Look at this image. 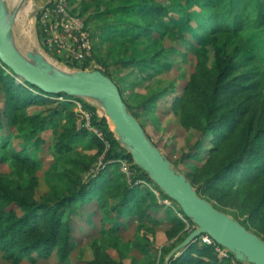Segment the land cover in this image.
Returning a JSON list of instances; mask_svg holds the SVG:
<instances>
[{
    "label": "trees",
    "instance_id": "trees-1",
    "mask_svg": "<svg viewBox=\"0 0 264 264\" xmlns=\"http://www.w3.org/2000/svg\"><path fill=\"white\" fill-rule=\"evenodd\" d=\"M101 1H106V9L93 16L112 14L99 26L107 32V41L118 42L108 49L111 59H101V49L92 40L91 51L83 64L79 66L78 61H71L70 67L87 69L96 63L112 77L108 66L114 62L126 67L143 65V69L153 72L157 64H169V51L161 41H156L154 46L151 42L150 47L143 44L159 31H165L166 20L179 10L158 0ZM185 6L187 13H182V22H190L193 33L217 46L213 54L209 48L195 52V70L171 102L182 125H203L211 138L208 159L202 168L195 167L192 181L195 184L203 176L202 193L221 203L243 196V207H249V220L264 233V58L243 54L249 41L264 40V0H187ZM89 7L91 4L84 10ZM90 19L85 21L88 29ZM39 25L43 36L48 38L43 23ZM177 25L181 29L184 26ZM101 40L102 45L104 39ZM118 44L120 48L116 50ZM7 69L11 70L0 60V101L4 104L3 111L0 107V130L8 132L0 134V163L10 169L0 173V253L13 264H19L24 259L36 262L49 258L55 252L61 262L68 264L75 248L76 216L96 201L101 227L100 237L92 241L95 259L91 264H124L107 252L114 240L112 246L122 253L121 257L128 256L120 236L124 220L136 217L139 232L144 230L145 235L149 221L152 226L159 223L152 213L160 212L161 199L171 198L136 165L132 154L121 146L107 117L100 116L94 106L84 104L92 113V125L102 130L104 138L84 126L79 127L72 101L77 98L48 94L27 81L19 82L18 76ZM120 90L124 97V87ZM159 94L165 99L170 91L165 89ZM59 96L64 100L58 99ZM157 99L160 98L153 95L133 105L124 98L130 111L136 107L151 111ZM46 103L51 104L48 109L30 112V106ZM48 130L54 135L51 150L56 158L45 172L49 190L38 198L41 181L38 172L43 162L36 151L45 143L42 134ZM14 138L21 140L20 148L13 144ZM121 159L128 160L133 171L130 181L119 168ZM177 210L182 217L170 207L166 215L183 241L192 231L184 219L192 221L181 207ZM86 216L88 220L93 214ZM176 245L174 242L161 248L159 264H164ZM132 246L144 254H154L158 249L145 236L127 245ZM156 260L149 264H156ZM239 263L233 255L232 259L223 258L215 245L196 240L170 261V264Z\"/></svg>",
    "mask_w": 264,
    "mask_h": 264
},
{
    "label": "rangeland",
    "instance_id": "rangeland-1",
    "mask_svg": "<svg viewBox=\"0 0 264 264\" xmlns=\"http://www.w3.org/2000/svg\"><path fill=\"white\" fill-rule=\"evenodd\" d=\"M179 10V13H172L171 17L167 19L166 25L167 29L163 32H158L151 39L146 40L143 45H149L153 42V46L156 41H161L163 46L169 51L167 61L168 65H158L153 70L143 69L136 66H123L119 63H112L108 66V71L112 74L111 78L121 87H124V98L125 100L130 101L133 105H138L141 101L147 99V97H152L156 95V102L153 101L154 109L151 111H144L141 108L136 107L134 111H131L142 123L145 128V131L152 142L161 150L163 155L172 163L173 168L185 174L188 179L193 183L194 187L198 193L208 199L216 208L229 214L236 220L240 221L244 226H246L250 231L258 234L264 239V233L256 228L252 222L249 220V207L246 209L243 207V196L237 200L228 199L225 203H221L216 199L211 198L207 194L202 193V185L205 182V178L202 176L199 182L194 184L192 179L195 177L196 168H202L208 159V151L212 146L211 138L205 132L203 125L197 127H186L181 124L180 117L175 114L172 110V100L178 93L182 92L184 86L190 79L193 74L197 59L195 52L199 49L209 48L211 53L217 49V46L211 45L205 39H201V36L189 28V24L186 20H181L182 13H187V0H158ZM30 2L33 4L32 9L29 14L25 16V23L16 22L14 29L15 39L18 47L26 52L29 50V41L26 38V35L23 34V25L26 24L30 29V39L32 41V46L34 49L41 51L47 59L53 63H57L63 68L75 70L68 65L69 60L67 58V52L63 51L58 53L56 50H50L46 44L47 38L43 36V29H41L39 15L40 7L36 4L35 0H26V3ZM73 2V4H72ZM25 3V2H24ZM72 12L74 11L75 15L80 16L84 21L90 19L89 31L92 34V40L96 43L97 47L101 49L99 52L101 54V59L110 58L109 48L114 44L118 43L114 39L107 41L109 37L107 32H103L99 26L105 23L112 14L104 15L103 17H94L96 13H100L105 10L107 7L106 1L101 0H72L71 1ZM87 10H84V7L90 5ZM12 10L17 9L18 7L10 4ZM194 9H199L194 7ZM193 12V11H192ZM183 17V16H182ZM183 23V28H179L177 24ZM104 39V43L101 45L100 41ZM102 46V48H101ZM147 47V48H148ZM120 48L119 44L116 47V50ZM245 55L249 56L251 54L259 55L264 58V40L257 38L249 41L243 49ZM111 59V58H110ZM78 65L83 63L77 62ZM171 63V64H170ZM148 67V66H144ZM101 66L94 64L92 68H87L90 70L100 69ZM8 73H11V70L7 69ZM152 71L154 75L149 77V73ZM18 81H20L18 77ZM122 85V86H121ZM168 89L170 94L165 98L159 96L161 91ZM83 105L88 104L94 106L102 116H105V111L102 107V104L92 98H77ZM151 104V105H153ZM50 103L45 105H32L30 106V112L36 113L44 111L50 107ZM0 107L3 111L4 104L2 100L0 101ZM76 111V109H75ZM77 112V111H76ZM78 114V113H77ZM78 120H81V117L78 114ZM58 125V122H56ZM79 124V123H78ZM0 134L7 135L8 132L1 131ZM43 137L45 143L42 147L36 151L38 157L43 162V168L38 172V175L41 177L40 185L37 190V197L41 196L49 190V186L45 182V172L49 169L52 162L55 160V155L52 153L51 146L53 142V133L52 130L44 132ZM13 144L17 148H20L21 140L14 138L12 140ZM128 151V150H127ZM103 160L101 156L100 164ZM119 168L122 172L126 173V178L128 181L131 180L133 171L129 168L128 160L121 159L119 160ZM9 166L4 163H0V173L9 172ZM202 174H200L201 176ZM155 194L160 198V193L158 190L155 191ZM172 199V198H171ZM171 199H161L163 207L160 212L152 213V217L156 218L159 223L158 225H153L149 221L146 227V234L144 230L139 232V222L136 217H131L124 220L126 223L122 226L120 230V236L123 243H125L124 252L128 255L126 258H122V253L116 249L115 246H112L114 240L108 246L107 252L117 261H123L124 264H149L153 259L156 260V264H159V257L161 255V248L165 245H171L174 242L177 243L176 246L181 244L183 241H180L179 236L176 235V232L173 228V224L168 220L166 215L167 207L172 208L174 212H177L180 205ZM96 201H93L86 205L82 212L76 216L75 224V248L70 253V259L68 264H91V261L95 259V252L93 248L92 241L96 237H100V227H101V212L97 209ZM247 211H244V209ZM176 210V211H175ZM98 211V213H96ZM92 213L93 216L87 220V214ZM179 217H182L181 213H178ZM187 223V227L195 229V223L189 222L184 219ZM152 226V228H151ZM153 230H151V229ZM191 231V232H192ZM182 233V232H181ZM150 237L156 247L157 251L154 254L141 253L136 247L128 248L127 245L133 244L137 241L138 237ZM99 239V238H98ZM105 243V242H104ZM183 251V250H182ZM182 252H180L181 254ZM0 264H13L10 260H7L0 253ZM19 264H67L61 262L58 255L54 252L49 258L38 259L36 262L29 259L22 260Z\"/></svg>",
    "mask_w": 264,
    "mask_h": 264
},
{
    "label": "water",
    "instance_id": "water-1",
    "mask_svg": "<svg viewBox=\"0 0 264 264\" xmlns=\"http://www.w3.org/2000/svg\"><path fill=\"white\" fill-rule=\"evenodd\" d=\"M20 7L10 8L8 0H0V60L20 79L48 94H66L74 98L99 101L121 146L132 154L139 167L183 209L195 223V229L171 250L164 264L204 234L210 235L220 246L245 264H264V239L250 231L240 221L216 208L202 197L188 177L176 171L172 163L147 135L139 119L129 110L119 85L100 69L58 68L34 49L22 51L15 39V26ZM27 27V26H26ZM32 46V47H31ZM121 152V149L119 150Z\"/></svg>",
    "mask_w": 264,
    "mask_h": 264
},
{
    "label": "built area",
    "instance_id": "built-area-1",
    "mask_svg": "<svg viewBox=\"0 0 264 264\" xmlns=\"http://www.w3.org/2000/svg\"><path fill=\"white\" fill-rule=\"evenodd\" d=\"M41 19L45 32L48 33L46 44L50 50H56L58 53L67 52L69 60L82 62L89 55L92 47V34L86 27L85 21L72 12L71 0H53V4L40 8ZM58 99L64 100L63 96ZM76 105V111L81 117L78 120L79 127L84 126L88 130L104 138L102 130L91 123L92 113L78 100L72 99ZM98 114L102 116L99 112ZM107 147H110L106 141ZM102 164V162H101ZM196 241L208 245H215L219 254L226 259H232L231 252L219 246L217 242L208 234H204ZM234 261V260H232ZM239 264H245L240 262Z\"/></svg>",
    "mask_w": 264,
    "mask_h": 264
},
{
    "label": "bare ground",
    "instance_id": "bare-ground-1",
    "mask_svg": "<svg viewBox=\"0 0 264 264\" xmlns=\"http://www.w3.org/2000/svg\"><path fill=\"white\" fill-rule=\"evenodd\" d=\"M8 1H9L10 4L15 5L17 7H20V5L22 3V0H8ZM32 6H33V4H31L30 2L26 3V1H25V3L19 9V13H18V17H17V22H20V23L23 22V23H25V16L29 14L30 10L32 9ZM26 26H27L26 24L23 25L22 32H23V34L26 35V38L28 39L29 43L31 44L32 43V41L30 39V33H31V31L28 28V26L27 27ZM29 47H30V45H29ZM54 65L57 68L59 66L57 63H54Z\"/></svg>",
    "mask_w": 264,
    "mask_h": 264
},
{
    "label": "crops",
    "instance_id": "crops-1",
    "mask_svg": "<svg viewBox=\"0 0 264 264\" xmlns=\"http://www.w3.org/2000/svg\"><path fill=\"white\" fill-rule=\"evenodd\" d=\"M53 0H35L36 4L41 8L44 7L46 5H48L50 2H52ZM73 4V2H72ZM71 4V6H72ZM73 8V7H72Z\"/></svg>",
    "mask_w": 264,
    "mask_h": 264
}]
</instances>
